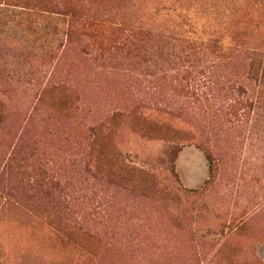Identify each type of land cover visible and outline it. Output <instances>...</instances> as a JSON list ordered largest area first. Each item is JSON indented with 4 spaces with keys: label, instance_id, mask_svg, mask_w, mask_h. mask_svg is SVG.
<instances>
[{
    "label": "rangeland",
    "instance_id": "rangeland-1",
    "mask_svg": "<svg viewBox=\"0 0 264 264\" xmlns=\"http://www.w3.org/2000/svg\"><path fill=\"white\" fill-rule=\"evenodd\" d=\"M0 264H264V0H0Z\"/></svg>",
    "mask_w": 264,
    "mask_h": 264
}]
</instances>
